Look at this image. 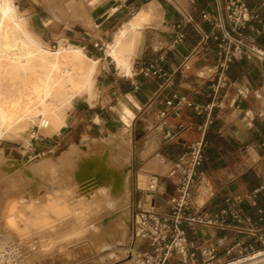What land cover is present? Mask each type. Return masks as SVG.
I'll use <instances>...</instances> for the list:
<instances>
[{"label": "crops", "instance_id": "0c3cea01", "mask_svg": "<svg viewBox=\"0 0 264 264\" xmlns=\"http://www.w3.org/2000/svg\"><path fill=\"white\" fill-rule=\"evenodd\" d=\"M229 1L16 0L30 31L42 44L76 46L95 61L89 93L74 103L75 109L82 106L91 116L65 128L70 138L87 132L101 142L110 137L123 141L121 131L125 130L132 146L131 166L149 163L151 181L158 178L157 192L166 196L176 193L180 175L170 172L186 145L204 139L205 160L192 189V211L206 209L214 215L229 201L244 196L235 205L243 223L230 218L227 228L185 225L188 248L197 252L195 262L204 247L217 245L224 254L239 240L252 241V222L264 235V59L236 57L226 72L228 84L213 89L218 66L225 59L219 43L222 22L230 26ZM244 1L258 15L250 20L245 34L264 48V0ZM59 2L63 13L57 10ZM142 11L148 19L136 25ZM205 12L211 21L204 19ZM187 16L209 34L208 39L186 22ZM178 24L185 32L183 42L176 41ZM119 63L128 64L131 72L126 73ZM174 95L199 104L217 102L213 123L204 131L205 118L194 108L167 106ZM260 187L255 198L249 195ZM155 191L150 205L157 204ZM165 199L160 196L162 212L167 211Z\"/></svg>", "mask_w": 264, "mask_h": 264}, {"label": "bare ground", "instance_id": "6f19581e", "mask_svg": "<svg viewBox=\"0 0 264 264\" xmlns=\"http://www.w3.org/2000/svg\"><path fill=\"white\" fill-rule=\"evenodd\" d=\"M57 10L63 13L61 2ZM147 19L142 11L135 24ZM24 24L13 0H0V138L29 135L37 123L48 122L47 134L62 130L67 110L93 83L95 61L81 48L47 49ZM119 66L131 72L128 64ZM121 134L123 141L101 142L83 132L58 155L31 163L0 150V264L104 263L132 256L126 246L131 156L127 132ZM150 167L137 176L143 190L138 205L145 209L156 187ZM136 238L139 247L144 235Z\"/></svg>", "mask_w": 264, "mask_h": 264}, {"label": "built area", "instance_id": "2783aa9c", "mask_svg": "<svg viewBox=\"0 0 264 264\" xmlns=\"http://www.w3.org/2000/svg\"><path fill=\"white\" fill-rule=\"evenodd\" d=\"M227 13L230 26L226 27L222 22L223 30L219 43L220 51L225 59L221 61L216 72V84L213 86L215 91L228 84L226 72L236 57L256 56L264 59V48L259 46L254 39H250L244 31L250 20L258 15L248 7L244 0H230L227 4ZM203 16L204 19L211 21L207 12ZM186 22L193 23L203 39H208L209 34L198 25L192 16H187ZM176 33V41L183 42L185 32L181 24L177 25ZM166 104L174 109L181 108L183 104L194 108L198 115L205 118L201 127L204 131L208 125L213 123L212 110L217 106V102L199 104L179 95H174V98L167 100ZM47 125L48 122L43 123L40 128H45ZM262 144H264V139ZM205 145L204 139L188 143L185 151L175 162L170 174L180 176L175 188L176 193L165 199L164 205L167 211L154 210L153 203L149 209L143 208L136 216L134 228L137 234L141 232L144 235V242L141 247L131 251V264H170L173 259H175L174 264H264V235L258 232L255 222H252L250 229V234L253 236L252 241L239 240L229 246L224 254L220 253L217 245L204 247L199 251L201 259L194 261L197 252L188 248L186 224L202 223L227 228L230 227V218L238 223L245 221L235 209V205L241 202L244 196H237L229 201L225 208L214 215L206 209L199 213L192 211V189L199 177V168L205 160L203 154ZM261 188L263 187L251 191L249 195L255 198ZM246 221L251 220L247 218ZM195 237L196 235L193 234L191 238Z\"/></svg>", "mask_w": 264, "mask_h": 264}, {"label": "rangeland", "instance_id": "374dc122", "mask_svg": "<svg viewBox=\"0 0 264 264\" xmlns=\"http://www.w3.org/2000/svg\"><path fill=\"white\" fill-rule=\"evenodd\" d=\"M13 2L16 4V0H13ZM17 6V4H16ZM18 8V6H17ZM18 14L21 18L25 21V27L26 29L34 36V34L29 29V24L26 21V19L21 15L19 9ZM36 38V37H35ZM37 39V38H36ZM38 40V39H37ZM39 41V40H38ZM42 44V43H41ZM43 47L50 49V50H56L60 46L56 45H45L42 44ZM82 97V96H81ZM80 98V97H78ZM77 98V99H78ZM74 100L72 106L67 110V114L69 117L68 125L71 126V124H75L80 122V120H84L83 122H86L88 117L91 116V113L86 110V108L80 107V110L74 108V103L76 100ZM64 127L62 130L52 132L51 134H47L45 132L46 129L40 128V125L37 123L33 126L32 132L29 135L25 136H19V137H12V136H4L0 138V150L4 152L6 155L14 154L17 157H19L23 162L25 163H31L37 158L43 157V156H50L53 157L55 155H58L59 153L63 152L65 149L69 147L73 142L79 141L81 137V133L78 132L76 135H74L72 138H70V134L65 131ZM75 126V125H74ZM70 128V127H68ZM69 130V129H68ZM132 148V146L130 145ZM139 146H134V151H137ZM146 162H142L140 165H133L131 166L130 163V171H131V205H130V219H129V227H130V237L128 244L126 245L130 251L138 248L140 240L137 239V232L134 228V221L136 220V216L139 214V212L143 209L139 208L138 205V198L141 195V192H143L142 189L138 187L137 184V173L141 170V168L145 165ZM154 176V175H153ZM155 179V178H153ZM152 184H156V187L153 190L155 191V196H153V200L157 201V204L154 205V210L161 211V205L159 204L160 196H164L166 199L169 196L161 195L159 192H157V185L159 184V179H156V182L150 181ZM153 204V202H151ZM150 207V202L146 203V208ZM139 240V242H138ZM138 242V244H137ZM141 247V245H140ZM129 258L124 259H107L104 263H99L94 259L82 261L78 264H131L130 261H128ZM30 264H44L41 262H35Z\"/></svg>", "mask_w": 264, "mask_h": 264}]
</instances>
